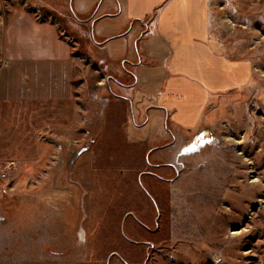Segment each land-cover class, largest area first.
I'll return each instance as SVG.
<instances>
[{"label": "rangeland", "instance_id": "374dc122", "mask_svg": "<svg viewBox=\"0 0 264 264\" xmlns=\"http://www.w3.org/2000/svg\"><path fill=\"white\" fill-rule=\"evenodd\" d=\"M210 1L213 37L230 62L251 69L248 81L227 93L215 122L189 137L178 175L159 174L164 182L141 183L142 195L131 190L123 202L114 193L112 213L106 203L95 211L91 200L83 216L74 201L93 199L98 164L121 168L127 158L110 132L82 155L114 128L105 119L111 96L97 87L106 77L85 58L78 89L50 101L68 78L64 63L32 61L36 69L19 87L33 108L0 102V264H264V0ZM22 9L26 0H0V67L7 20ZM76 161L87 189L74 187ZM179 175L176 187L165 183ZM119 182L101 187L106 200ZM127 208L137 209L138 220H121Z\"/></svg>", "mask_w": 264, "mask_h": 264}, {"label": "crops", "instance_id": "0c3cea01", "mask_svg": "<svg viewBox=\"0 0 264 264\" xmlns=\"http://www.w3.org/2000/svg\"><path fill=\"white\" fill-rule=\"evenodd\" d=\"M26 2L28 10H16L7 20L9 31L2 41L6 65L0 67V102L18 103L19 110L33 108L35 102L23 99L19 85L22 79L27 82L26 70L36 69L32 61L43 57L51 64L64 63L62 77H68L60 91L48 97L50 101L60 95L69 99L72 86L78 89L74 81L83 77L85 58L95 65L93 73L106 77L105 85L97 87L111 96L105 119L114 128L98 133L92 148L82 155L96 148L110 132L115 146L123 149L127 158L121 168L115 167L114 161L95 167L93 199L91 193L84 196L83 202L79 197L74 199L82 215L91 200L95 211L106 203L112 213L114 193L123 202V194L131 196V190L142 195L141 183L164 182L159 180V174L164 178L178 175V152L186 145L191 147L194 139L189 137L225 112L227 93L240 89L251 73L243 63L230 62L226 50L213 37L210 0ZM57 86L53 85L52 90ZM50 103L45 106H53ZM119 108L122 111H117ZM77 161L75 183L79 186L74 187L87 189L89 181L79 176ZM144 173L151 175L143 176ZM179 177L165 183L176 187ZM112 180L115 186L119 180L123 184L120 190L115 188L119 193L113 191L106 200L108 196L103 195L101 187ZM143 193L147 197L144 190ZM157 209L155 216L159 219L158 206ZM137 212L127 208L119 215L122 221L137 219Z\"/></svg>", "mask_w": 264, "mask_h": 264}, {"label": "bare ground", "instance_id": "6f19581e", "mask_svg": "<svg viewBox=\"0 0 264 264\" xmlns=\"http://www.w3.org/2000/svg\"><path fill=\"white\" fill-rule=\"evenodd\" d=\"M236 143H240V141H235ZM241 155V154H240ZM232 234H237V233H232Z\"/></svg>", "mask_w": 264, "mask_h": 264}]
</instances>
